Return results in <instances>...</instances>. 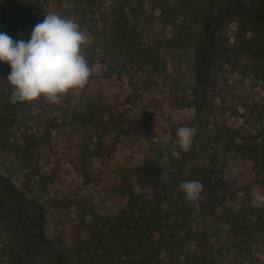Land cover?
I'll list each match as a JSON object with an SVG mask.
<instances>
[{"label": "rangeland", "instance_id": "1", "mask_svg": "<svg viewBox=\"0 0 264 264\" xmlns=\"http://www.w3.org/2000/svg\"><path fill=\"white\" fill-rule=\"evenodd\" d=\"M61 1L68 4L74 0ZM92 1L95 14L87 12L80 19L73 10L70 13L88 38L84 51L92 68L89 82L83 90H70L55 104L43 98L21 102L13 132L20 135L27 130L39 136L46 129V119L52 118L59 123L53 140L56 143L53 151H49L47 145L42 146L40 152L44 163L40 166V175L28 181L20 171L16 172L20 181L27 182V187L8 175L5 169L8 159L0 154V187L11 192L20 210L24 208L22 205L35 199L41 205L47 233L58 238L59 246L69 248L78 236L88 233L87 222H101L112 217L125 203V197L117 192L115 185L123 170H130L145 178L149 184L147 190L172 187L174 180L187 172V166L194 162L189 154L185 155L184 164L183 160L172 158L174 156L169 145V153L161 158L154 155L151 147H156L154 143L158 139L162 142L170 140L172 133L175 140L177 129L189 126L196 128L193 139L196 141L191 146V150L197 152L196 161L201 162L215 152L219 165L213 177L215 188L225 196L229 207L246 208L248 198L259 191L256 183L259 175L248 165L250 160L244 154L234 151L232 141L227 149L222 144L229 137L226 130L234 128L264 142V64L255 71L251 65L254 57L248 60L240 58L242 54L230 46L236 23L223 21L220 24L214 13L206 28L192 29V41L177 46L172 42L176 35L175 27L165 23L172 17L173 11L166 0ZM162 4L164 22L159 14ZM56 7L54 1H48L49 12ZM256 7L264 18V2L257 0ZM119 14L124 19V22L123 19L120 22L132 27L131 33L140 40L161 46L166 62L163 73L154 77L144 68L135 72L131 70V74L118 68L109 76L105 75L108 65L113 62L105 64L102 47L107 27L119 22L116 19ZM32 30L33 26H30L28 39ZM215 36L221 41L220 49L210 51L207 48L210 49ZM197 42L204 43L200 50L195 48ZM256 46V50H259L257 55L261 56L259 61L264 63V33ZM229 56H235L234 61L231 62ZM6 78V72L0 65V91L11 92L12 86ZM200 80L202 86L206 87L210 111L198 114L189 105L187 96L195 86L199 87L197 82ZM91 100L102 101L110 106L112 112L122 114L124 130L117 136L114 133L105 134L103 141L107 145L106 151L101 157L94 156L87 160L82 155V147L86 143L92 146L90 142L94 137L89 136V126L78 124L73 116ZM138 118L143 119L141 128L131 130L132 120ZM241 140L233 139L238 143ZM245 144H249L248 139ZM194 146L195 150L192 149ZM64 149L65 156L62 155ZM177 151L180 156L182 150ZM150 155L153 159L147 164L145 157ZM143 188L141 182L135 190L140 192ZM3 212L0 205V247H8V238L15 240L16 234L7 227L8 214L2 219ZM183 225L195 233L206 231L209 240L221 249L216 255L218 264H264V235L258 236L260 242L251 243V252L246 255L238 252L237 248H231V240L226 238L224 226L217 218L200 214L197 207L185 213ZM37 233L32 228L19 247L28 251L35 245ZM184 249L189 254L192 250L188 246ZM191 260L190 256L180 254L176 264H193Z\"/></svg>", "mask_w": 264, "mask_h": 264}, {"label": "trees", "instance_id": "2", "mask_svg": "<svg viewBox=\"0 0 264 264\" xmlns=\"http://www.w3.org/2000/svg\"><path fill=\"white\" fill-rule=\"evenodd\" d=\"M49 0H0V32L6 33L14 41H28V28L42 22L43 17L49 13L47 3ZM58 7L53 12L70 16L71 10L80 19L90 12L96 13L92 0L70 1V7H63L61 0H52ZM172 17L165 20L166 24L175 27L176 35L172 38L173 45L181 46L185 41H192L195 27L206 28L208 21L217 15V22H235L236 30L233 35V43L242 56L240 58H253L251 63L255 71L264 64L256 46L262 33H264V18L256 7L257 0H170ZM264 2V0H261ZM73 3V5H72ZM72 5V8H71ZM160 15L164 22V4L160 6ZM119 22L107 27L102 54H105L104 62L109 64L104 73L109 76L115 69L130 73L144 68L154 76L163 73L166 62L161 51V46L140 40L131 33L132 27L124 22L123 15L116 17ZM123 19V22L120 20ZM126 21V19H125ZM127 23V22H126ZM123 24V26H122ZM250 32V35L247 33ZM221 41L215 36L210 43V49H220ZM204 43L197 42L195 48L200 50ZM235 56H229L232 62ZM244 59V60H245ZM259 61V62H258ZM6 72L10 73V66L0 62ZM200 80L197 86L187 96L189 105L196 113L200 114L209 110L206 87ZM205 88V89H204ZM11 92L0 91V154L8 159L6 171L15 181L25 185V180H31L40 175V166L43 165L40 152L43 145L49 146L53 151L56 141L55 133L59 123L55 119H46L45 131L37 136L35 133L24 130L20 135L13 132L16 122V114L21 102L12 104L9 102ZM73 119L82 126H89L90 137H94L89 146L82 147V155L88 160L90 157H101L106 151L103 136L114 133L116 136L123 128V116L112 112L109 105L97 100L88 101L80 112L74 114ZM143 119H134L131 122V130L140 129ZM228 131L229 137L223 141L226 149L230 141L233 142L235 152L244 154L249 159L255 174L259 191L264 192V142L241 132L238 128ZM172 133L170 140L155 141L156 147H151L154 155L161 158L169 152L167 146L174 140ZM240 138L242 142H234ZM248 139L249 144H245ZM196 140H193V142ZM195 143V142H194ZM194 143L192 145H194ZM217 148V147H216ZM192 149H196L194 146ZM216 150V149H215ZM193 157L194 162L187 166V172L175 179L172 187H162L161 190L149 188L145 178L123 170L120 179L116 182V190L125 197V203L112 217H107L101 222H87L88 233L78 236L74 243L66 248L58 245V238L54 234L47 233L44 227V214L41 205L34 200L28 201L24 208L12 199L11 192L0 187V205L5 214H8V229L15 233L16 239L8 238V247H0V264H176L180 254H186L192 258L193 264H218L217 253L221 249L214 246L209 240L205 230L198 233L185 228L184 215L191 208L197 207L200 214H209L217 218L224 226L223 231L227 239L231 240V248H237L240 253L251 252V243H258L259 237L264 235V208L250 206L249 197L247 206L231 208L223 194H220L213 184L218 164V156L213 152L207 159L196 161L197 152L192 150L182 151L180 156L173 159L183 160L185 155ZM65 156V149L62 152ZM153 156H146L149 164ZM183 163L186 164L185 160ZM20 171L26 177L20 181L16 172ZM186 180H199L204 189L201 195L203 199L195 204L185 199V194L179 185ZM33 182V181H32ZM143 185V191H136L138 184ZM34 183V182H33ZM35 198V196H34ZM16 202V203H15ZM36 229L35 245L28 251L19 247L23 237L30 234L31 229ZM184 229V232H180ZM16 231V232H15ZM259 236V237H258ZM7 238V236H6ZM191 247L190 254L184 249Z\"/></svg>", "mask_w": 264, "mask_h": 264}, {"label": "clouds", "instance_id": "3", "mask_svg": "<svg viewBox=\"0 0 264 264\" xmlns=\"http://www.w3.org/2000/svg\"><path fill=\"white\" fill-rule=\"evenodd\" d=\"M64 8L70 7L68 4ZM88 38L79 22L71 16L49 12L37 23L28 41H14L0 32V62L10 66L7 82L12 86L9 102H31L43 98L58 103L70 90H83L92 75L85 55ZM195 127L181 126L169 145L173 156L177 149L191 150ZM185 199L195 204L203 199L204 185L199 180L180 183ZM250 206L264 208V192L252 193Z\"/></svg>", "mask_w": 264, "mask_h": 264}]
</instances>
